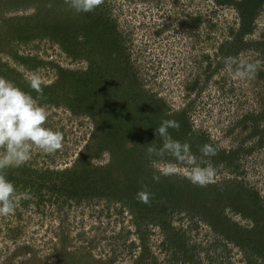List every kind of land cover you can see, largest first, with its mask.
Listing matches in <instances>:
<instances>
[{
    "label": "rangeland",
    "instance_id": "rangeland-1",
    "mask_svg": "<svg viewBox=\"0 0 264 264\" xmlns=\"http://www.w3.org/2000/svg\"><path fill=\"white\" fill-rule=\"evenodd\" d=\"M219 1L104 0L92 15L110 29L92 41L65 0H0V28L16 18L18 33L0 32V76L28 93L33 72L60 86L37 103L63 136L55 155L33 150L6 172L31 198L0 216V264H264V68L241 80L224 64L264 62V2ZM90 59L112 88L86 83ZM163 120L214 182L192 185L171 156L138 160L162 145ZM204 144L217 155L202 157ZM169 164L177 173L154 181Z\"/></svg>",
    "mask_w": 264,
    "mask_h": 264
},
{
    "label": "clouds",
    "instance_id": "clouds-1",
    "mask_svg": "<svg viewBox=\"0 0 264 264\" xmlns=\"http://www.w3.org/2000/svg\"><path fill=\"white\" fill-rule=\"evenodd\" d=\"M104 0H65L68 7L76 14L94 12ZM225 67L241 80L255 76L258 70L264 68V62H248L235 57L224 58ZM27 79L28 87L37 93V98H44L42 78L38 72H33ZM37 98L23 91L12 81L0 76V216H8L15 210L21 199H30L28 193H17L15 185L7 178L6 172L11 168H20L30 159L33 150L45 155H55L63 147V136L59 132L45 127L48 118L46 109L38 106ZM179 130L176 120H163L155 129L156 135L162 139V145L148 144L147 155L165 157L171 156L179 163L192 167L186 173V179L198 187H207L214 182L216 168L211 165L200 166L197 157L191 151V144L172 138L169 129ZM202 157H214L217 149L210 144L199 147ZM159 174H153L152 179L159 182L161 176H171L177 173L176 166L169 164L158 169ZM149 193L140 191L137 199L141 203H149Z\"/></svg>",
    "mask_w": 264,
    "mask_h": 264
},
{
    "label": "trees",
    "instance_id": "trees-1",
    "mask_svg": "<svg viewBox=\"0 0 264 264\" xmlns=\"http://www.w3.org/2000/svg\"><path fill=\"white\" fill-rule=\"evenodd\" d=\"M219 1V0H218ZM230 2H232L233 3V1H231V0H229ZM244 1H246V3H248V2H254L255 3V6L256 7H261L263 4V2H264V0H244ZM261 1V2H260ZM219 3H220V1H219ZM253 3V4H254ZM236 4V6H238V8L239 9H243V7L241 6V5H243V3H238V2H236L235 3ZM235 4H232V5H235ZM249 6V5H248ZM2 11H3V9H1L0 8V15H2ZM71 12L74 14V11H72L71 9H70V14H71ZM3 13H5V11L3 12ZM93 14V12L92 13H87V14H81V16L83 17V18H86V22L88 23V27L90 28L89 30H87V32H89L87 35H88V37H90L91 39H92V41L94 40H98V37H101V38H104L105 37V34H107V32H108V30L110 29L109 27H107L106 25H104V23H97V22H103V18H99L98 20H95L94 21V15H92ZM4 15V14H3ZM1 18H2V16H0ZM11 21H13V23L15 22L16 23V18H6V19H4L3 20V23H2V26H1V28H0V32L1 33H3V32H6V35H8L10 32V35L12 36V37H10V38H16V37H14L15 35H18V33L16 34V30L14 29V32H13V28H12V26H11V24H10V22ZM93 21H94V23H93ZM104 21L105 22H108V20H106V19H104ZM36 22H38V23H40V21H36ZM33 24V23H32ZM34 25V28L33 29H35L37 26H39V25H35V24H33ZM33 25H31V23L30 24H27L26 26L25 25H23V23H22V29H23V31H25V30H28V28L30 27V26H33ZM6 27H9L10 29H7ZM24 27V28H23ZM71 27L72 28H74V27H78V24H74V25H71ZM46 28V27H45ZM25 29V30H24ZM32 29V30H33ZM42 29H43V31H46V29H44V27H42ZM51 31H52V29H50ZM19 33H20V31H18ZM22 33H24V32H22ZM4 35V34H3ZM6 37V36H5ZM10 40V39H9ZM77 40V39H76ZM102 42H104V40H102ZM75 44H77V46H81V42H77L76 41V43ZM88 44H90L91 46L93 45V43H88ZM0 45H1V43H0ZM61 46H62V48L65 50V51H67V46L65 45V44H61ZM76 46V45H75ZM90 64H91V66L89 67L90 68V71L89 72H87V73H85V74H83V76L86 78V83H88L89 85H91V86H95V84L97 83V84H99V86H101L103 89H107V88H105V87H109V88H112V86H114L115 84H113V82L112 81H110V80H107L106 82H102V81H105L104 79H102V81H100V82H97L96 80H97V78H95V75L96 74H98V72L96 73L95 72V65L93 64L94 62L90 59L89 61H88ZM123 64V63H122ZM94 65V66H93ZM121 67H122V72H116V76H119L120 77V79L121 78H124V73H126V71H127V69H125V66L124 65H121ZM121 70V69H120ZM60 72L61 73H63V72H66V71H64V70H60ZM73 75V74H72ZM74 75L76 76V74L74 73ZM75 76H74V78L73 79H75ZM125 80H126V78H125ZM131 80V79H130ZM75 81H76V79H75ZM85 83V84H86ZM123 82H121V84H122ZM113 84V85H112ZM43 88H44V95L46 94V95H57V91L55 90V89H57V88H59L60 90L59 91H61V87L60 86H58V85H54V86H43ZM30 93L34 96V97H36L37 98V93H35L34 91H32V90H30ZM38 100H40L39 98H37ZM123 132H121L120 134L119 133H117L116 135H121ZM128 134H126V136H127ZM121 136H123V135H121ZM121 139H124V136L121 138ZM135 150H137V148L135 149ZM138 155H139V157H137L138 158V160H140V159H145L144 160V162H143V164L144 163H147V162H149L150 161V159L153 157H151V158H149L148 157V155H147V150H144V151H141L140 153H138ZM151 166H150V164H149V168H148V170L149 171H151V168H150ZM161 179V178H160ZM163 180V179H162ZM161 180V181H162ZM161 184H157L156 185V187H159Z\"/></svg>",
    "mask_w": 264,
    "mask_h": 264
}]
</instances>
